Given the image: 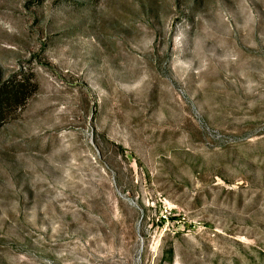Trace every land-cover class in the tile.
I'll use <instances>...</instances> for the list:
<instances>
[{
  "label": "rangeland",
  "instance_id": "1",
  "mask_svg": "<svg viewBox=\"0 0 264 264\" xmlns=\"http://www.w3.org/2000/svg\"><path fill=\"white\" fill-rule=\"evenodd\" d=\"M0 264H264V0H0Z\"/></svg>",
  "mask_w": 264,
  "mask_h": 264
},
{
  "label": "trees",
  "instance_id": "2",
  "mask_svg": "<svg viewBox=\"0 0 264 264\" xmlns=\"http://www.w3.org/2000/svg\"><path fill=\"white\" fill-rule=\"evenodd\" d=\"M25 84L22 82L13 83L0 91V110L8 108L11 102H15L20 97Z\"/></svg>",
  "mask_w": 264,
  "mask_h": 264
}]
</instances>
